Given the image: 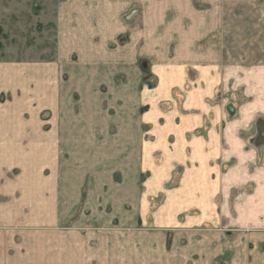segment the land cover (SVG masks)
<instances>
[{"label": "rangeland", "instance_id": "obj_1", "mask_svg": "<svg viewBox=\"0 0 264 264\" xmlns=\"http://www.w3.org/2000/svg\"><path fill=\"white\" fill-rule=\"evenodd\" d=\"M0 264H264V0H0Z\"/></svg>", "mask_w": 264, "mask_h": 264}]
</instances>
